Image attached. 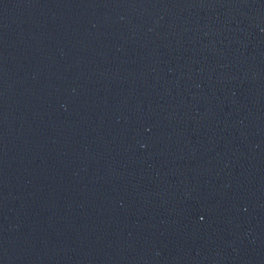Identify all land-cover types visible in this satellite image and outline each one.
<instances>
[{
    "label": "water",
    "instance_id": "1",
    "mask_svg": "<svg viewBox=\"0 0 264 264\" xmlns=\"http://www.w3.org/2000/svg\"><path fill=\"white\" fill-rule=\"evenodd\" d=\"M0 264H264V0H0Z\"/></svg>",
    "mask_w": 264,
    "mask_h": 264
}]
</instances>
